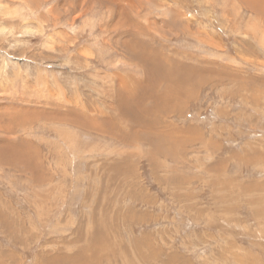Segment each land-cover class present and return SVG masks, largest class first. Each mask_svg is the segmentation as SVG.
<instances>
[{
    "label": "rangeland",
    "instance_id": "obj_1",
    "mask_svg": "<svg viewBox=\"0 0 264 264\" xmlns=\"http://www.w3.org/2000/svg\"><path fill=\"white\" fill-rule=\"evenodd\" d=\"M0 264H264V0H0Z\"/></svg>",
    "mask_w": 264,
    "mask_h": 264
},
{
    "label": "bare ground",
    "instance_id": "obj_2",
    "mask_svg": "<svg viewBox=\"0 0 264 264\" xmlns=\"http://www.w3.org/2000/svg\"><path fill=\"white\" fill-rule=\"evenodd\" d=\"M68 37V36H67ZM145 58V57H144ZM97 259V258H96ZM94 260V259H93ZM99 260V259H98ZM94 262V261H93Z\"/></svg>",
    "mask_w": 264,
    "mask_h": 264
}]
</instances>
